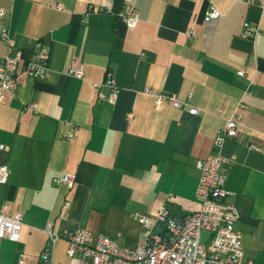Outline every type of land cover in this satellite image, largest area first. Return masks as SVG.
Returning <instances> with one entry per match:
<instances>
[{
	"label": "crops",
	"instance_id": "obj_1",
	"mask_svg": "<svg viewBox=\"0 0 264 264\" xmlns=\"http://www.w3.org/2000/svg\"><path fill=\"white\" fill-rule=\"evenodd\" d=\"M126 3L139 12L130 30L118 15ZM89 5L103 10L87 13ZM210 5L220 16L205 22ZM0 7L21 54L20 84L0 100V165L9 169L0 207L22 213L18 241L0 239V264H38L47 226L83 228L133 248L143 241L138 215L152 217L161 206L195 212V164L235 112L238 134L220 149L233 157L227 200L239 213L244 257L264 264V0H0ZM244 21L259 32L242 37ZM37 41L49 50L46 78L22 74ZM73 59L82 78L67 74ZM107 70L119 87L113 104L93 86ZM146 89L181 101L190 95L198 113L155 105ZM64 173L75 177L70 189L53 182ZM51 262L79 258L58 237Z\"/></svg>",
	"mask_w": 264,
	"mask_h": 264
},
{
	"label": "built area",
	"instance_id": "obj_2",
	"mask_svg": "<svg viewBox=\"0 0 264 264\" xmlns=\"http://www.w3.org/2000/svg\"><path fill=\"white\" fill-rule=\"evenodd\" d=\"M103 9L96 5H89L87 13L101 12ZM118 15L123 19L127 29H133L138 22L139 12L135 5L126 3ZM5 11L0 7V40L5 45V53L0 58V100L5 93L13 94L20 84V51L15 48L14 39L7 28L3 26ZM220 16L219 10L210 5L204 13V21H212ZM259 32L257 26L249 21L243 22L242 37H250ZM187 38L193 35L188 29ZM49 50L40 42H36L32 53L26 60L22 74L32 78H46L48 76ZM67 74L82 78L83 65L75 59L67 67ZM243 75V71L238 72ZM97 98L109 103H115L119 92L117 82L111 72L107 70L101 82H94ZM108 92L102 91V87ZM146 92L153 93L151 89ZM154 102L158 105L162 101L175 108L185 109L190 114H197L198 109L187 101H181L174 95L154 92ZM34 108V104L30 105ZM244 104L239 102L237 108ZM240 114L238 112L225 121L212 143V152L204 159L196 162L199 177L195 189V198L199 208L195 212L178 215L167 206H161L157 213L148 217L138 215L137 221L144 228L143 241L133 248L122 246L117 239L93 234L83 228L52 232L45 228L47 239L40 252L38 264H52L51 250L53 241L60 237L66 242V254L78 257V264H254L251 259L244 257L240 235L235 228L239 213L236 207L227 200L229 191L225 188V167L233 157H224L221 146L226 139L235 138L239 131ZM70 131L67 136L72 137ZM9 169L7 165H0V184L7 182ZM74 175L64 173L53 179L55 184H64L70 189L74 184ZM22 213L18 210L7 212L6 206L0 207V239L6 238L16 242L20 236ZM206 234L207 238L203 237ZM19 264L24 259L18 260Z\"/></svg>",
	"mask_w": 264,
	"mask_h": 264
}]
</instances>
